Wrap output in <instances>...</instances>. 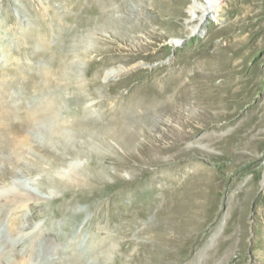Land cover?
<instances>
[{
	"label": "rangeland",
	"instance_id": "1",
	"mask_svg": "<svg viewBox=\"0 0 264 264\" xmlns=\"http://www.w3.org/2000/svg\"><path fill=\"white\" fill-rule=\"evenodd\" d=\"M205 2L0 0V264H264V0ZM198 64L210 117L115 123Z\"/></svg>",
	"mask_w": 264,
	"mask_h": 264
},
{
	"label": "bare ground",
	"instance_id": "2",
	"mask_svg": "<svg viewBox=\"0 0 264 264\" xmlns=\"http://www.w3.org/2000/svg\"><path fill=\"white\" fill-rule=\"evenodd\" d=\"M222 1L223 0H206L205 4L203 6L202 5H198V3H192L191 6H190V11H191V16L192 17H190L189 20L192 21L194 19V20L197 21V23L196 24H192L191 30L193 32H196V33L200 32L201 26L204 23L205 19H210V18L213 19V18L217 17L218 13H216V12L220 10ZM206 4H207V6H206ZM171 42L173 43V45H178L179 44V41H177L176 38L174 40H171ZM207 66H204L202 64H198L197 65L198 71H196L194 73V75L192 76L191 80H189V82H187V83L182 85V88L184 89V93H182L183 95L180 96L179 98L174 97V99H172V98L170 99V98H166V97H161V99L160 98L156 99L157 97H154V96L144 97V96L139 95V96L131 98L130 100L127 101V103L121 104L122 106H119V107L115 106L116 107L115 113L118 114V117H119V118H117L118 120H116L115 123L116 124L121 123V122L129 123V120H128L129 117H128V114H126L127 110L131 111L133 113H137L135 111H139V110H143V109L147 110V111H149V110H158V113L161 116H164V115L168 114L169 116L171 115L173 117V115L176 114L175 115L176 118H183L184 117L183 116V112H185L187 110L190 112V110L195 108V109L198 110L197 111L198 115H201V114L203 115L204 114L205 118L210 117L212 115V113L210 111L207 113L206 112V111H208L207 109L208 108H213L214 106H216L217 104H215V101H220L221 99L218 100V96H217V94H215L217 100H215V98L212 97L214 100H210L208 102L209 105L205 106L203 108V111H201L202 110L201 109L202 107L200 106L201 105V100H203L204 98L202 97L203 95L200 93V90L210 88L209 81L212 78L211 72L207 71L208 70ZM121 69L122 68L113 69V70H111V72L108 70L110 73L107 71V74L109 73L108 76H111V77H115V76L117 77V75L119 74V71L122 72L123 69L122 70ZM179 80H181V79H179ZM179 83L177 82L178 85H179ZM228 83L229 82L225 81V80L219 82V84L221 85V86H219V90H218V88H214L213 92H216V91L219 92L222 89L223 90L226 89ZM174 85L177 86L176 83ZM189 85L194 86V90L195 91L193 90L194 94H192L193 91L191 92L192 95L191 94H189V95L185 94V93H188V91H187L188 87L187 86H189ZM168 86L170 88L172 86V84H170ZM201 92L208 94L209 91L202 90ZM224 96H225V94H223L221 96V98H223ZM212 105H214V106H212ZM218 105H220V104H218ZM53 108H54V101H50L45 106L44 110H41L40 112L37 111V112L28 113L27 117L25 118V125H29L33 121H38L42 117H46V116H49V115L53 114ZM128 113H130V112H128ZM205 113H207V115ZM214 114H216V113H214ZM4 115H6V113H4ZM135 118H136V120H135L134 124L136 125V127H140L141 122L145 121L144 117L143 118L142 117H135ZM135 118H133V119H135ZM3 123H5V121L0 120V126H3L4 125ZM58 124L65 125V124H67V121L64 120V119L62 121L58 120L57 126H58ZM150 125L151 126L156 125V120H152L150 122ZM249 130H251V129H249ZM55 134L58 135V132H56ZM186 136L187 135L184 134L182 136V138H186ZM9 138H7V139L5 138V142L4 143L6 145L14 144V143H12L14 141H12V139H9ZM250 141H251V139L248 140V142H250ZM127 142L129 144H135V143H138L139 141H138V138L135 136V133H134V135L132 134V136L129 137ZM251 142H253V141H251Z\"/></svg>",
	"mask_w": 264,
	"mask_h": 264
}]
</instances>
